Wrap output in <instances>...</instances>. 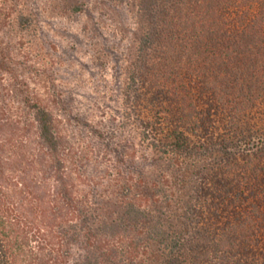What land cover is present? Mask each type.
<instances>
[{"label": "trees", "instance_id": "16d2710c", "mask_svg": "<svg viewBox=\"0 0 264 264\" xmlns=\"http://www.w3.org/2000/svg\"><path fill=\"white\" fill-rule=\"evenodd\" d=\"M146 1L139 51L159 56L130 85L152 76L150 107L167 110L140 121L143 139L192 163L176 210L156 184L92 209L65 174L54 116L33 106V147L0 124V264H69L72 242L83 253L70 264H264V0ZM40 154L55 193L29 190Z\"/></svg>", "mask_w": 264, "mask_h": 264}, {"label": "rangeland", "instance_id": "374dc122", "mask_svg": "<svg viewBox=\"0 0 264 264\" xmlns=\"http://www.w3.org/2000/svg\"><path fill=\"white\" fill-rule=\"evenodd\" d=\"M145 2L0 0V124L7 132L24 134L30 148L33 106L48 109L65 148V174L80 181L75 194L100 211L111 209L126 189L152 184L162 210L168 204V212L174 211L183 192V169L192 167L190 160L173 166L141 134L140 121L153 119L165 106L150 107L152 76L147 75L146 87L139 78L130 85L144 58L152 63L159 56L139 51L140 38L150 28L141 10ZM38 159L24 171L29 190L55 193L54 164L42 154ZM67 247L70 264L83 248L78 242Z\"/></svg>", "mask_w": 264, "mask_h": 264}]
</instances>
